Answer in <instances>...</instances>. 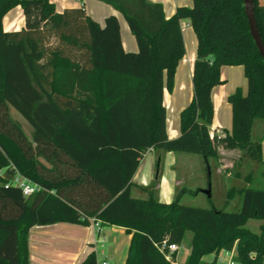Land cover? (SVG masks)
Instances as JSON below:
<instances>
[{
  "label": "trees",
  "instance_id": "16d2710c",
  "mask_svg": "<svg viewBox=\"0 0 264 264\" xmlns=\"http://www.w3.org/2000/svg\"><path fill=\"white\" fill-rule=\"evenodd\" d=\"M99 1L123 14L137 51L124 49L115 15L101 26L84 6L59 11L51 0H0V264H29L32 227L91 225V218L131 234L125 264H171L160 246L182 245L187 232L184 264H216L234 248L236 263L264 264V187L232 186L227 198L239 195L241 206L225 211L185 205L178 196L165 202L133 181L149 149L200 154L209 167L220 147L238 148L264 165L262 139L253 135L255 120H264V59L244 0H193L170 17L148 0ZM254 3L264 41V7ZM18 5L24 26L5 31L3 18ZM184 19L197 36L193 96L180 113V134L170 138L164 90H172L186 53ZM224 65L243 66L247 93L228 96L231 130L211 136ZM11 108L32 126L31 138ZM11 165L38 189L25 196L15 177L4 178ZM250 219L261 221L259 231L247 226ZM209 254L215 257L207 262ZM79 264H98L97 253Z\"/></svg>",
  "mask_w": 264,
  "mask_h": 264
},
{
  "label": "crops",
  "instance_id": "0c3cea01",
  "mask_svg": "<svg viewBox=\"0 0 264 264\" xmlns=\"http://www.w3.org/2000/svg\"><path fill=\"white\" fill-rule=\"evenodd\" d=\"M57 10L62 11L68 7L84 6L88 15L96 20L101 26L105 24V18L115 15L120 23V32L123 47L126 51L135 52L138 50L137 41L132 34L128 23L118 10L111 5L99 0H51ZM153 3H161L166 17L172 16L180 6H193V0H148ZM264 7V0H259ZM24 26V16L20 5L12 8L3 18V28L5 31L18 30ZM183 37L186 53L177 66L174 78V85L171 91L164 90V103L167 109V131L170 138H175L180 134V113L189 104L193 96V67L197 50V36L188 19L182 21ZM222 84L217 85L213 92L214 118L210 127L211 136L225 134L231 130L232 107L228 102V96L238 88L243 94L247 93V78L241 65H224L221 68ZM184 91L188 94L184 95ZM230 124V125H229ZM262 132L264 124H258L256 128ZM254 131V130H253ZM33 134V133H32ZM224 149V150H236ZM221 149L219 148V151ZM161 150L149 149L146 153H154L151 158L152 166L160 160L162 163ZM145 153V154H146ZM144 154V155H145ZM263 157V151H262ZM264 161V157H263ZM171 164H173L171 162ZM2 176L6 179L12 177L20 178L16 174L14 166H9L2 170ZM171 177L167 173L153 171L150 167L141 170L139 168L133 176V181L140 186H148L151 181L156 180L161 193L162 201L172 200ZM134 188V192H138ZM140 190V189H138ZM141 192V190H140ZM135 195H139L136 193ZM131 234L124 227L103 224L100 230H96L92 225L74 224L69 222H58L51 225L34 226L29 232V264H79L91 252L97 253L98 262L107 261L109 264H125ZM224 252H220L219 255ZM214 255V254H213ZM218 255V256H219ZM207 256V255H206ZM204 256V260L205 257ZM215 257V255H214ZM180 263L178 253L175 257ZM210 262L211 260H205Z\"/></svg>",
  "mask_w": 264,
  "mask_h": 264
},
{
  "label": "rangeland",
  "instance_id": "374dc122",
  "mask_svg": "<svg viewBox=\"0 0 264 264\" xmlns=\"http://www.w3.org/2000/svg\"><path fill=\"white\" fill-rule=\"evenodd\" d=\"M188 92L184 91V95ZM12 117L23 128L26 134L31 138L33 133L32 126L28 121L15 109L10 110ZM231 120V122H230ZM232 123V118L229 119ZM264 124V120L257 119L254 124L253 135L255 138L262 139V151L264 157V129L262 132H258L256 126L258 124ZM230 125V124H229ZM225 134H221L224 136ZM219 159L211 158L209 160L210 174L208 172V166L200 154L185 153V152H166L161 150L162 163L160 166L156 164L152 166L151 158L154 153H146L141 159V170L150 167L151 170L158 173L164 172L171 177L172 183V200L175 197H180V202L185 205L203 207V208H216L225 211H236L241 206V197L236 195L232 199L227 198L228 190L232 187H241L248 184L252 186L264 187V165L259 164L253 158L247 156L244 151L240 149L236 150H224L220 147ZM171 162L173 164H171ZM22 178H18L15 184H20ZM153 190L159 192L157 182L151 181L149 184ZM210 195L205 190L209 188ZM141 196H146L145 191L136 189ZM134 192V194H136ZM158 193L159 198L162 197ZM261 221L258 219H250L247 222V226L254 230L259 231ZM192 238V232H187L186 237L182 245L179 246L178 253L180 263L185 261L190 251V241ZM216 264H228L229 257L226 251H221ZM233 258L236 255V249H233ZM172 254H169L171 256ZM177 255V254H176ZM176 257V256H175ZM214 255L209 254L205 257V260H213ZM176 259L171 264H174Z\"/></svg>",
  "mask_w": 264,
  "mask_h": 264
},
{
  "label": "built area",
  "instance_id": "2783aa9c",
  "mask_svg": "<svg viewBox=\"0 0 264 264\" xmlns=\"http://www.w3.org/2000/svg\"><path fill=\"white\" fill-rule=\"evenodd\" d=\"M16 181H18L17 178H16ZM19 185L21 186L23 194L25 196L32 194L33 192H35L38 189L36 184H33L32 182H30L26 179H23V178H22V181L20 182ZM91 225L94 226L96 230H100L101 222L99 220H95L94 218H91ZM166 247H167L168 252L166 253L165 256L172 263L173 261H172L171 256H169V254H171L172 252L178 251L179 245L178 244H167V242L164 241L163 244L160 246V249L163 250ZM232 251L233 250L225 252L227 255H231L229 257V263L228 264H238L234 261ZM98 264H109V263L107 261H102L100 263L98 262Z\"/></svg>",
  "mask_w": 264,
  "mask_h": 264
},
{
  "label": "water",
  "instance_id": "95a60500",
  "mask_svg": "<svg viewBox=\"0 0 264 264\" xmlns=\"http://www.w3.org/2000/svg\"><path fill=\"white\" fill-rule=\"evenodd\" d=\"M244 5H245V11L248 17L249 21V26H250V32L251 35L255 41V44L261 54V56L264 59V41L261 37L260 30L258 28L257 20H256V15H255V3L254 0H244ZM208 172L210 174V168L208 167ZM205 192L210 195V185Z\"/></svg>",
  "mask_w": 264,
  "mask_h": 264
}]
</instances>
